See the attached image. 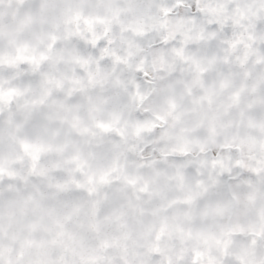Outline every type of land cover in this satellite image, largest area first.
<instances>
[{
  "label": "clouds",
  "instance_id": "9594fccd",
  "mask_svg": "<svg viewBox=\"0 0 264 264\" xmlns=\"http://www.w3.org/2000/svg\"><path fill=\"white\" fill-rule=\"evenodd\" d=\"M0 264H264V0H0Z\"/></svg>",
  "mask_w": 264,
  "mask_h": 264
}]
</instances>
